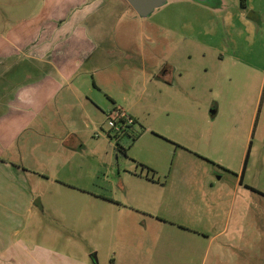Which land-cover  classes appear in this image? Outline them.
<instances>
[{
  "label": "crops",
  "instance_id": "obj_1",
  "mask_svg": "<svg viewBox=\"0 0 264 264\" xmlns=\"http://www.w3.org/2000/svg\"><path fill=\"white\" fill-rule=\"evenodd\" d=\"M158 9L161 20L154 24L168 34L156 36L148 22L134 20L127 0H0V192L5 196L0 202L30 210L34 196L18 185L27 180L26 172L79 184L83 176L76 160L83 135L103 129L106 111L117 102L112 90L118 74L135 73L141 97L152 82L156 94L175 100L183 76L176 49L185 39L203 45L201 54L213 65L210 90L216 100L209 106L216 108L212 117L220 116H206L205 140L220 147L238 140L240 146L225 156L221 150H174L195 162H175L166 173L148 167L152 173L144 175L133 160L119 173L128 195H96L112 210L108 229L107 221L97 218L96 253L49 257L48 264H98L101 251L106 264H237L230 245L239 239L227 236L223 208L230 189L222 181L226 172L234 173V196L264 200V190L252 183L254 169L264 168V0H214L209 6L168 0ZM160 43L172 50L158 53L150 70L148 49ZM245 88L249 109L239 99ZM124 97L132 103L131 94ZM126 105L138 122L135 106ZM35 135L46 142L37 144ZM9 150H17L20 159L22 150H49L48 171L3 157ZM187 167L202 168L201 179ZM220 170L225 172L216 177Z\"/></svg>",
  "mask_w": 264,
  "mask_h": 264
},
{
  "label": "rangeland",
  "instance_id": "obj_2",
  "mask_svg": "<svg viewBox=\"0 0 264 264\" xmlns=\"http://www.w3.org/2000/svg\"><path fill=\"white\" fill-rule=\"evenodd\" d=\"M192 1L209 6L204 2ZM173 13L171 10L169 15L173 16ZM163 14L168 15L165 12ZM191 14L197 15V12L192 11ZM161 15L157 9L149 16L142 17L134 9L133 18L143 20L144 24L148 22V31L158 36L168 34L167 30L163 31L154 24L161 20ZM185 40L181 48L176 49V52L181 53L179 65L183 76L175 100L169 95L163 97L156 94L157 85L152 82L148 84V95L141 97L142 89H136L135 73L117 75L115 89L112 90L117 98L116 105L128 110L126 104L129 103L139 112L138 122L132 126L131 133L119 142L127 153H123L115 138L109 137L106 116L103 129L98 132L88 130L83 135L85 144L76 160L80 163L83 176L79 184L62 185L39 179L34 171L26 172L27 180H20L18 185L34 196L35 201L30 210L19 211L17 204L0 202V264H48L49 257L57 259L64 255L82 258L85 251L89 255L96 253L94 228L97 226V218L106 220L105 226L108 229L112 211L102 205L96 195L100 191L106 196L121 199L128 195L125 180L121 179L119 173L131 168L133 160L140 162L137 165L139 173L150 175L152 171L148 172V167L166 173L175 162H195L193 157L184 152L183 157H180V153L176 154L174 150H221L218 152L221 156L226 155V150H240L238 140L227 141L223 147L205 140L209 134L206 116L211 120L220 116L212 117L211 111L216 108L209 106L216 100L210 90L213 65L209 56L201 54L205 48L203 45L190 39ZM171 50L167 43L156 44L154 47L151 45L148 49L151 57L150 70L157 62L158 53ZM126 93L131 94L132 103L123 100ZM248 93V88L243 89L239 98L246 109L252 105ZM164 102H169L166 109L162 107ZM262 133L260 137L263 136ZM44 140V136L35 135L34 141L37 144L46 142ZM48 152L49 150H22L20 159L17 150H9L2 156L13 159L16 163L35 167L38 171H48L45 170L46 164H49V155H46ZM143 164L146 165L144 169ZM103 165L105 167H100ZM190 169L187 167L188 172L194 171L196 178L201 179L204 172L201 171L202 168H199L200 171ZM223 172L225 171L217 172L216 177L222 176ZM253 174L252 183L264 190V168L259 165ZM235 178L234 173L226 172L222 181L223 188L230 189V197L223 204L224 217L225 220L228 219L227 236L239 239L230 248L237 255V264H264V200L260 202L258 197L242 199L240 195L234 196ZM3 197V194L0 195V198ZM11 212L18 217L12 218L9 215ZM101 252L96 254L98 264H106L104 253Z\"/></svg>",
  "mask_w": 264,
  "mask_h": 264
},
{
  "label": "built area",
  "instance_id": "obj_3",
  "mask_svg": "<svg viewBox=\"0 0 264 264\" xmlns=\"http://www.w3.org/2000/svg\"><path fill=\"white\" fill-rule=\"evenodd\" d=\"M108 135L119 143L122 138L129 136L132 126L136 123L135 117L124 107L114 103L107 111Z\"/></svg>",
  "mask_w": 264,
  "mask_h": 264
},
{
  "label": "water",
  "instance_id": "obj_4",
  "mask_svg": "<svg viewBox=\"0 0 264 264\" xmlns=\"http://www.w3.org/2000/svg\"><path fill=\"white\" fill-rule=\"evenodd\" d=\"M135 11L142 17H147L152 14L156 9L165 5L168 0H127ZM206 2L207 0H197ZM215 113V109L212 110Z\"/></svg>",
  "mask_w": 264,
  "mask_h": 264
},
{
  "label": "trees",
  "instance_id": "obj_5",
  "mask_svg": "<svg viewBox=\"0 0 264 264\" xmlns=\"http://www.w3.org/2000/svg\"><path fill=\"white\" fill-rule=\"evenodd\" d=\"M214 2V0H207L206 2H204V4H207V5H212ZM255 12H251V17H254V14ZM119 144V143H118ZM119 148L123 151V153H126V149L123 148L120 144H119ZM248 157H249V154L247 155L246 157V162H245V168L247 167V163H248ZM146 166L143 164V168H145ZM264 194V193H263Z\"/></svg>",
  "mask_w": 264,
  "mask_h": 264
}]
</instances>
